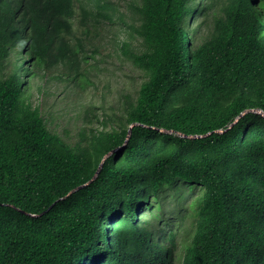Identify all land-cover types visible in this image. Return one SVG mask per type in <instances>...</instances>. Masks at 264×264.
<instances>
[{
    "label": "trees",
    "instance_id": "trees-1",
    "mask_svg": "<svg viewBox=\"0 0 264 264\" xmlns=\"http://www.w3.org/2000/svg\"><path fill=\"white\" fill-rule=\"evenodd\" d=\"M74 2L0 0V65L21 18L34 55L82 75ZM224 2L234 18L197 43L198 0L131 1L149 50L121 46L146 79L83 144L50 130L23 67L0 77V264H176V234L158 227L170 199L179 221L192 210L181 264H264V0Z\"/></svg>",
    "mask_w": 264,
    "mask_h": 264
},
{
    "label": "rangeland",
    "instance_id": "rangeland-1",
    "mask_svg": "<svg viewBox=\"0 0 264 264\" xmlns=\"http://www.w3.org/2000/svg\"><path fill=\"white\" fill-rule=\"evenodd\" d=\"M131 1L113 0L114 6L118 8L116 12L114 10L110 13L114 16L113 21L100 18L98 23L89 22L85 29L76 31L81 43L79 56L86 58L82 61V75L74 79L69 76L60 77L66 73L65 66L46 69L44 65L35 62V67L31 68L32 73L25 78L23 95L34 105H40L50 130L62 135L72 145L77 142L85 143L97 130L116 126L124 110L123 102L135 101L140 85L146 79L145 72L133 64L123 53L121 46L122 42L127 41L132 46L149 50L141 46L142 38L130 27L136 22L135 19L133 21L134 14L127 9ZM198 1L203 7L190 21V27L196 31V42L201 43L215 29L216 17L228 22L234 18H230V15L233 16L235 11L227 8L225 0H202V3L201 0ZM120 12H123V18H120ZM78 41L74 37L73 42ZM11 68L12 66L8 71ZM181 187L187 197L193 192V187L189 185ZM195 194L191 200L197 198ZM170 200L165 207L167 214L164 216L169 222L166 226L158 227L170 229L172 226L177 228L179 224L188 227L193 219L192 210L179 221L172 213L173 200ZM157 211L160 209H155ZM143 212H148V209L144 208ZM181 233L179 231V235ZM177 252L183 253L182 245Z\"/></svg>",
    "mask_w": 264,
    "mask_h": 264
},
{
    "label": "clouds",
    "instance_id": "clouds-1",
    "mask_svg": "<svg viewBox=\"0 0 264 264\" xmlns=\"http://www.w3.org/2000/svg\"><path fill=\"white\" fill-rule=\"evenodd\" d=\"M102 1L103 2L109 1L110 6L112 7L111 10H115L113 0H102ZM95 2H97V0H75V2H74L75 3V10L77 13L76 18H75L76 31L79 29L78 24L85 19L88 20V24H89V22L98 23L100 21V18H104L102 15H100L99 9L95 10L96 8H98L97 5L95 4ZM198 3H199V1H198ZM200 3H202V0L200 1ZM256 6L260 7V5L258 3L256 4ZM205 8H206V6H205ZM260 9H262V8L260 7ZM86 11H87V13L85 14ZM95 14H96V17H95ZM261 15L264 16V13H261ZM20 20H21V18H19L17 23L19 26L21 25V27H22L21 34L24 36V38L12 47V49L10 51V55L8 57L10 59L7 60L3 65H0V70H1L0 77H6L10 73H12L15 70V68H17L18 66H21V67H23V70L20 71L19 73L22 76L23 83L25 84L26 83L25 78L28 77L30 75V73H32L31 68L35 67V65H34L35 62L37 64L42 65V66L44 65L46 67V69H52L55 67L58 68L59 66H65L63 64H60L58 66H57V64L56 65H49L44 60L40 59L39 57H37L36 55H34L32 53V51L28 47L29 41L26 39L29 30L26 28V26ZM87 26H89V25H87ZM80 29H82V28H80ZM75 38H78V40H79L78 42H75V44L80 43V37L77 36V34H76ZM73 39H72V42H73ZM15 59H17V62L15 61ZM10 66H12V68H11V70L8 71V68ZM67 70L68 69L66 67V71ZM64 76L67 77L68 75L63 73L60 77H64ZM60 79H63V78H60ZM23 91H24V88H23ZM179 231H182V233L180 235H179ZM170 232H174L176 234L175 249H174V252L171 251L172 243L170 242V239H168L166 242L167 243L166 253L168 255V252H171V254L174 255L175 260H176V258H178V261L176 260V264H181L183 256L185 254V248H184L185 239L188 237L189 234H192V233L194 234L193 229H192L191 225H188V227H187V226H180V224H179L177 226V228L175 226H172V228H170L168 230V234ZM180 245L183 246V253L182 254H179L177 252ZM83 263L84 262L82 261L79 264H83Z\"/></svg>",
    "mask_w": 264,
    "mask_h": 264
},
{
    "label": "water",
    "instance_id": "water-1",
    "mask_svg": "<svg viewBox=\"0 0 264 264\" xmlns=\"http://www.w3.org/2000/svg\"><path fill=\"white\" fill-rule=\"evenodd\" d=\"M236 120H237V119H236ZM134 124H136V123H133L132 125H134ZM130 130H131V128H130ZM130 130H129V131H130ZM161 130L164 131V129H161ZM129 133H130V132H129ZM128 136H129V135H128ZM197 136H202V135H196L195 137H197ZM112 152H113V151H111L110 153H112ZM110 153H108L107 155H109ZM107 155H106V156H107ZM102 162H103V161H102ZM80 187H82V186H79L78 188H80ZM74 190H75V189H74ZM72 191H73V190H72ZM72 191H71V192H72Z\"/></svg>",
    "mask_w": 264,
    "mask_h": 264
}]
</instances>
